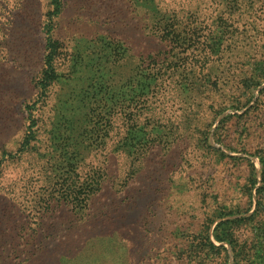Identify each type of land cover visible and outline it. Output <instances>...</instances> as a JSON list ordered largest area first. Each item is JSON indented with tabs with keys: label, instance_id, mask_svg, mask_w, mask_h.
I'll return each mask as SVG.
<instances>
[{
	"label": "rangeland",
	"instance_id": "1",
	"mask_svg": "<svg viewBox=\"0 0 264 264\" xmlns=\"http://www.w3.org/2000/svg\"><path fill=\"white\" fill-rule=\"evenodd\" d=\"M22 1L30 21L28 33L24 32L30 37L13 40L16 45H4L7 50L0 52V129L3 143L13 150L25 130V107L20 104L27 99L31 102L38 95L35 81L43 67L45 42L42 26L50 8L48 0ZM158 1L163 9L168 3L191 8L181 18L187 24L186 32L195 23L212 40L219 33L216 28L220 22L229 25L233 34L226 49L214 57L212 68L201 75L210 73L213 79L218 77V85L211 87L210 92L206 89L200 93L196 102L189 94L183 95L186 105L192 102L195 108L181 113L180 119L188 125L183 128L188 141H178L169 152L163 149L161 156L157 148L150 155L154 160L140 162L138 167L133 163L120 165L119 178L113 167L119 160L114 152L115 141L121 136L117 127L115 136L111 135L107 144L85 162L90 167L102 166L107 172L103 198L90 207L83 221H71L66 215L60 218V228L72 229L66 232L67 236H61V241L66 245L67 240H75L76 245L69 248L68 254L76 256L83 249L88 264H264V0ZM144 19L145 13L129 0H64V11L55 27V36L65 44L62 57L66 59L60 71L72 67L65 46L77 42L73 57L78 56L83 53L77 50L87 49L81 37L88 39L111 31L126 39L134 56L159 48L160 59L164 46L160 47L156 38L149 36ZM205 36L199 35L200 39ZM8 40L9 37L5 41ZM134 59L137 60L127 56L126 62L121 58L119 63L130 71ZM86 66L83 63L71 74L77 75ZM64 80L62 77L61 81ZM9 86L12 91L6 90ZM55 86L37 111L43 149L49 141L53 106L60 87ZM6 93L12 94L14 101H6ZM216 110L225 112L218 115ZM118 119L116 124L126 129V116ZM207 135L212 147L205 141ZM164 157L167 162L161 164ZM145 165L147 172L143 171ZM27 166L21 161H7L0 168V187L11 184L5 196L8 200L16 198L14 202L3 200L4 190L0 188V204L6 205L0 206V216L4 223H11L9 215L12 222L19 223L11 233L18 244L23 239L18 232H22L25 223L31 227L30 232L39 227L34 201L19 188L12 191L17 183L21 184L17 180L22 173L30 174L31 166L28 171ZM47 166L43 163L42 174H50ZM222 212L230 215L211 225L210 240H206L210 220ZM221 220L228 221L217 226ZM215 234L225 240H219ZM98 236H104V240ZM58 241L50 243L55 245Z\"/></svg>",
	"mask_w": 264,
	"mask_h": 264
},
{
	"label": "trees",
	"instance_id": "2",
	"mask_svg": "<svg viewBox=\"0 0 264 264\" xmlns=\"http://www.w3.org/2000/svg\"><path fill=\"white\" fill-rule=\"evenodd\" d=\"M129 1L137 10L145 13L146 19L143 21L150 32L149 36L155 37L160 47L164 46L160 59V52L157 51L159 48L154 50L157 53L134 56L126 39L115 36L111 31L88 39L81 37L87 49L84 48V52L77 50L83 53L77 54L78 56L73 57L77 42L65 46L69 54V65L71 61L72 67L61 72L60 67L66 59L62 57L65 44L55 36V27L56 20L64 11V0H48L50 8L42 26L45 34L43 67L35 81L38 95L35 100H23L20 104L25 107V130L16 149L3 143L0 129V168L7 161L28 163L25 168L27 171L31 166L29 175L22 173L17 177L21 184L18 186L17 183L12 191L16 192V188H19L34 201L39 227L30 232L31 227L25 223L22 232H18L23 236L18 244L11 233L18 228L19 223L12 222L10 215L8 219L11 223H4L0 216V264H88L81 252L83 249L76 256L68 254L67 251L76 245V241L67 240L69 244L65 247L66 242L61 241V236H67L66 232H71L72 229L60 228L59 222L65 215L71 221H83L89 215L90 207L103 198L107 172L101 169L102 166L90 167V164L85 163L87 158L94 151L102 149L111 135L115 136L117 127L121 136L115 141L114 152L119 160L115 161L113 167L118 178L122 173L120 165L133 163L136 167L140 162L154 160L150 155L157 148L160 149L157 154L163 149L169 152L178 145V141H188L187 133L183 130L188 125H184V120L180 119L181 113L194 111L195 108L192 102L186 105L183 95L189 94L192 101L196 102L200 93H204L206 89L210 92L211 87L218 85V77L213 79L210 73H206L204 77L201 75L212 68L211 61L222 54L227 41L232 37L233 32L226 22L217 25L219 33L211 40L195 23L190 24L188 32L185 31L187 24L181 18L191 8H177L173 7L177 3H168L163 9L158 0ZM27 16L28 10H24L22 0H0V52L7 50L4 45L11 42L16 45L13 40L30 37L25 33H28L27 27L30 28ZM195 31H201L199 35L205 36V39H200ZM7 37L10 40L5 41ZM127 56L137 59H134L130 71L119 63L121 58L126 62ZM83 63L87 64L86 68H80L77 75L71 74L74 68ZM62 77L65 82L61 81ZM56 84L60 87L53 106L49 141L43 149L39 132L41 120L37 111L39 105L50 97ZM6 90L12 91L13 88L9 86ZM3 97L6 101H14L12 94L6 93ZM224 112L225 110L220 111L218 115ZM119 116H126V129L116 124ZM209 138L207 135L205 141L212 147ZM110 143L114 144L112 140ZM166 162V157L161 159V164ZM43 163L48 165L49 175L42 174ZM34 165L41 166L34 168ZM164 169L168 171L167 168ZM143 171H148L147 165ZM1 185L0 188L4 190L3 200H8L5 193L11 184ZM8 201L14 202L16 198H9ZM21 203L26 205L23 201ZM228 215L230 214L222 212L217 218L210 220L205 232L206 240H210L211 225L218 218ZM111 218L116 219L117 216ZM226 221L228 220H221L217 226ZM215 235L219 240H225L218 234ZM101 237L104 236H98L104 240ZM52 240L60 241L52 245ZM210 246L215 247L212 242Z\"/></svg>",
	"mask_w": 264,
	"mask_h": 264
}]
</instances>
